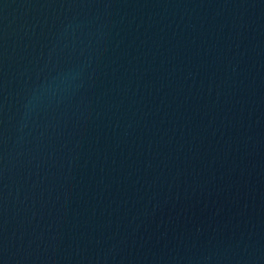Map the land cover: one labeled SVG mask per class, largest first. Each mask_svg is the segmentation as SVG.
<instances>
[{
	"label": "water",
	"instance_id": "1",
	"mask_svg": "<svg viewBox=\"0 0 264 264\" xmlns=\"http://www.w3.org/2000/svg\"><path fill=\"white\" fill-rule=\"evenodd\" d=\"M0 264H264V0H0Z\"/></svg>",
	"mask_w": 264,
	"mask_h": 264
}]
</instances>
